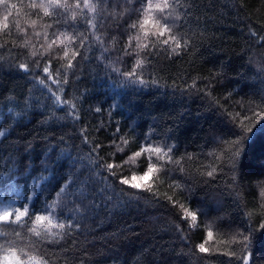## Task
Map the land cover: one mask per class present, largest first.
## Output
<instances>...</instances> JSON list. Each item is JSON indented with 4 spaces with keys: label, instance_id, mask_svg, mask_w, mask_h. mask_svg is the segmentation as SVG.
<instances>
[{
    "label": "trees",
    "instance_id": "trees-1",
    "mask_svg": "<svg viewBox=\"0 0 264 264\" xmlns=\"http://www.w3.org/2000/svg\"><path fill=\"white\" fill-rule=\"evenodd\" d=\"M41 2L0 4V264H264V0Z\"/></svg>",
    "mask_w": 264,
    "mask_h": 264
},
{
    "label": "snow or ice",
    "instance_id": "snow-or-ice-1",
    "mask_svg": "<svg viewBox=\"0 0 264 264\" xmlns=\"http://www.w3.org/2000/svg\"><path fill=\"white\" fill-rule=\"evenodd\" d=\"M6 2H7V0H0V4H5ZM55 3H56V0H52V5H51V6H55ZM87 6H88V5H86V7H87ZM10 7H15V5H10ZM31 7H32V8H40V9H43L45 13H47L48 15H51V12L49 11V5H46V4L43 2V0H42V2L39 3V4L33 3V4L31 5ZM153 7L159 9V6L149 5V8H153ZM167 7H168V5L165 4V5H164V8H167ZM160 10L162 11V9H160ZM8 19H9L8 15H5V16H4V21H8ZM146 22H147V21H144V23H146ZM164 22H165V26L167 27V23H168V21H167L166 18H164ZM158 23H159V21H158ZM3 27L7 28V27H8V24H7V23H4V24H3ZM165 43H167V41H165ZM49 47H51V45H49ZM33 55H35V53H33ZM73 55L75 56L76 53H73ZM69 66H72V61H69ZM19 67H20L21 69H23V70H27V65H25V64H20ZM43 73L45 74V76H46L47 78L51 79V76H50V64H49V66H46V67L43 68ZM131 75H133V73H126V74H125V76H131ZM41 83H43V80L41 81ZM57 99H59V97H57ZM247 132L250 134V133L252 132V129L249 128V129L247 130ZM0 135H3V133L0 132ZM248 138H249V135H245V136H244V137H243L238 143L241 144V145H243L244 142H245ZM99 147H100L99 145L96 146L97 149H99ZM142 151H143V149H141V151L136 152V153H135V156H137V157L140 156ZM155 151L158 152V151H160V149H155ZM242 152H243V148L241 147V148L239 149V151H237V152L234 154L233 158H232V169H231V170L234 171V172H238V162H239V158H240V156L242 155ZM113 167H114V165H112V164H108V165H107V168L109 169L110 172H111V170L113 169ZM152 171H153V165H152V164H149V165H148V169H147V171L144 173V176H147V175H148L149 173H151ZM209 175H212V173H209ZM136 179H137V177H135V176H133V177L131 178L132 181H135ZM140 179H143V177H140ZM238 179H239V176H238ZM120 183H121L122 185H130L132 188H140V187H141L140 184H138V183H134V182H131L128 178H122L121 181H120ZM63 191H65V189H64L63 187H61L60 192H63ZM49 210H50V209H49L47 206L43 209V211H49ZM185 211H187V210H185ZM24 214H25L24 212H19L18 215L16 216V219L19 220L20 217L23 216ZM187 215H188V216H191V217H193V218H195L197 214L194 213V212H187ZM8 217H9V213L5 212L2 216H0V220H7ZM36 219H37L38 221H41V220L44 219V217H43V216H37ZM262 227H264V225H262ZM211 235H212V233H211V231H209V232H208V236H211ZM245 241H247V238H245ZM198 247H199V249H200L201 252H206V251H208V249H206V248L204 247V244H203V243H201ZM13 255H15V253H13ZM242 259H243L244 264H249V256L244 255V256L242 257Z\"/></svg>",
    "mask_w": 264,
    "mask_h": 264
},
{
    "label": "rangeland",
    "instance_id": "rangeland-1",
    "mask_svg": "<svg viewBox=\"0 0 264 264\" xmlns=\"http://www.w3.org/2000/svg\"><path fill=\"white\" fill-rule=\"evenodd\" d=\"M42 33H44V32H41V34ZM45 38H46V40H48L49 39V36H45ZM149 174L147 175V176H144V174H142V175H136L135 177H137V179L135 180V181H132L131 180V178H129V180L131 181V182H134V183H138V184H140L141 186H143V184L147 181V179L149 178ZM140 177H143V179H140Z\"/></svg>",
    "mask_w": 264,
    "mask_h": 264
}]
</instances>
